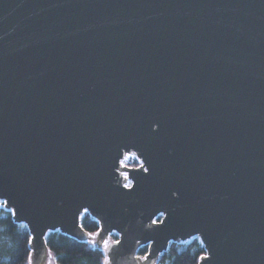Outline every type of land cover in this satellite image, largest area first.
I'll use <instances>...</instances> for the list:
<instances>
[{
	"label": "water",
	"instance_id": "water-1",
	"mask_svg": "<svg viewBox=\"0 0 264 264\" xmlns=\"http://www.w3.org/2000/svg\"><path fill=\"white\" fill-rule=\"evenodd\" d=\"M0 199L33 264L85 209L113 264L193 236L198 264H264V0H0Z\"/></svg>",
	"mask_w": 264,
	"mask_h": 264
},
{
	"label": "trees",
	"instance_id": "trees-1",
	"mask_svg": "<svg viewBox=\"0 0 264 264\" xmlns=\"http://www.w3.org/2000/svg\"><path fill=\"white\" fill-rule=\"evenodd\" d=\"M130 164H137V160H131ZM82 225L92 233L101 227L100 221L89 212L83 215ZM31 237L27 225L17 222L13 212L6 207L0 208V264H27L29 253H32L31 245L28 244ZM46 244L57 264H103L101 246L93 249L81 238L64 231L49 232ZM147 250V246L143 247L141 254H146ZM206 252L205 245L198 238L188 244L173 243L158 264H198Z\"/></svg>",
	"mask_w": 264,
	"mask_h": 264
},
{
	"label": "snow or ice",
	"instance_id": "snow-or-ice-1",
	"mask_svg": "<svg viewBox=\"0 0 264 264\" xmlns=\"http://www.w3.org/2000/svg\"><path fill=\"white\" fill-rule=\"evenodd\" d=\"M129 158L139 160V157L136 156L134 153L132 154L131 157H129L127 154L124 157L125 160H128ZM121 163L124 164V161L122 160ZM125 167H127L126 164H125ZM140 167L143 168V171L146 173L149 171V169L147 167H144L142 161L140 162ZM122 175L124 177V180L127 181V183L123 184V187L126 189H129L131 191V189L134 187V185L129 180L128 173L125 172ZM0 203H2L4 206H7V201H0ZM85 211H87V209H85ZM15 214H16L15 210H13V215H15ZM160 215L162 216L163 213H160ZM159 223H163V221H158L157 219L152 220V224H159ZM80 228L83 229V225H80ZM102 231H103V229L97 231L96 233L85 232L84 236L81 237V240H83L84 243L90 244L92 246V248L95 249L97 247V238L99 237L100 241H101V246H102V249L104 252L103 264H113L116 246L120 245L121 241L120 240L112 241L110 236L108 238H104L103 236H101ZM85 237L87 239H85ZM35 240H36L35 236L29 238L28 244L32 245ZM149 247H151V245H149ZM151 254H152L151 252H148L143 256H137L136 259L139 261L147 262L149 260V256ZM208 260H209V264H211V258L210 257L208 258ZM27 264H33L32 253H29V258H28ZM49 264H52L51 260L49 261Z\"/></svg>",
	"mask_w": 264,
	"mask_h": 264
},
{
	"label": "flooded vegetation",
	"instance_id": "flooded-vegetation-1",
	"mask_svg": "<svg viewBox=\"0 0 264 264\" xmlns=\"http://www.w3.org/2000/svg\"><path fill=\"white\" fill-rule=\"evenodd\" d=\"M135 154L136 156H138V157H140L139 155H138V152L137 151H131V150H123V154H124V156L127 154L129 157H131L132 156V154ZM140 159V158H139ZM129 161L128 162H126V165L128 166V167H140V163H139V160H137V164H130V161L131 160H136V159H132V158H129L128 159ZM140 162H141V160H140ZM118 172V171H117ZM176 194V193H175ZM0 201H6V199H0ZM4 205L2 204V203H0V208L1 207H3ZM4 207H6V206H4ZM86 212H89V211H86ZM85 212V213H86ZM84 213V214H85ZM90 213V212H89ZM161 213H163V215L161 216L160 215V213L159 214H157L153 219H157L158 221H163V223H159V224H152V221H149L148 222V227L149 228H152V229H156V228H159V227H161V226H163V225H165V224H168L169 222H171V220L168 218V216H167V214L166 213H164V212H161ZM125 214H130V210H127L126 212H125ZM95 217V216H94ZM95 218H97V217H95ZM98 219V218H97ZM99 221H100V219H98ZM18 222V221H17ZM100 223L102 224V222L100 221ZM100 229H101V227H100ZM99 229V230H100ZM98 230V231H99ZM108 236H110L111 238H112V240L113 241H115V240H120V238H121V234L119 233V232H117V231H113V232H110L109 233V235ZM194 237V236H193ZM195 238H198L201 242H202V240H201V238L199 237V236H195ZM194 238V239H195ZM181 241L180 240H173V241H171V243L169 244V246H168V248L166 249V250H168L169 248H170V246L173 244V243H180ZM203 243V242H202ZM149 245H151V247H149ZM145 246H147V253L148 252H152V250H153V243L152 242H150V243H143V242H141V243H139V245H138V247H137V250H136V257L137 256H143V254H141V250H142V248L143 247H145ZM166 250H164L163 252H161V253H159L158 255H157V258L154 260L155 262H157V264H158V262H159V259L162 257V255L165 253V251ZM153 253V252H152ZM145 255V254H144ZM153 257V256H152Z\"/></svg>",
	"mask_w": 264,
	"mask_h": 264
},
{
	"label": "built area",
	"instance_id": "built-area-1",
	"mask_svg": "<svg viewBox=\"0 0 264 264\" xmlns=\"http://www.w3.org/2000/svg\"><path fill=\"white\" fill-rule=\"evenodd\" d=\"M124 157H125V156H124ZM124 157H123L124 164H122V165H125L126 162L129 161V160H125ZM139 158H140V157H139ZM140 160L143 162V160L140 158V159H139V163H140ZM125 172H127L128 175H129V172H128V171H124V173H125ZM129 180H130V181L132 182V184H133V180H132V178L130 177V175H129ZM125 183H127V181H125ZM6 209H8V210H10V211L13 212V209L8 208L7 206H6ZM23 224H25V223H23ZM25 225H26V224H25Z\"/></svg>",
	"mask_w": 264,
	"mask_h": 264
},
{
	"label": "rangeland",
	"instance_id": "rangeland-1",
	"mask_svg": "<svg viewBox=\"0 0 264 264\" xmlns=\"http://www.w3.org/2000/svg\"><path fill=\"white\" fill-rule=\"evenodd\" d=\"M195 238V236L194 237H192V238H190V239H188V240H185V241H181L179 244H188V243H190L193 239ZM111 240H112V238H111ZM113 241V240H112ZM180 247L182 248V245H180ZM53 258H54V256H53ZM55 260V259H54ZM56 262V261H55ZM57 264V263H56ZM156 264H157V262H156Z\"/></svg>",
	"mask_w": 264,
	"mask_h": 264
},
{
	"label": "crops",
	"instance_id": "crops-1",
	"mask_svg": "<svg viewBox=\"0 0 264 264\" xmlns=\"http://www.w3.org/2000/svg\"><path fill=\"white\" fill-rule=\"evenodd\" d=\"M101 228H102V227H101ZM100 230H101V229H100ZM95 233H96V232H95ZM108 235H109V233L107 234V237H106V238L109 237ZM97 246H99V245H98V242H97ZM101 247H102V246H101ZM31 249H32V260H33V252H34L35 249H33V248H31ZM52 255H53V254H52ZM53 256H54V255H53ZM54 259H55V257H54ZM55 261H56V260H55ZM56 263H57V262H56Z\"/></svg>",
	"mask_w": 264,
	"mask_h": 264
}]
</instances>
